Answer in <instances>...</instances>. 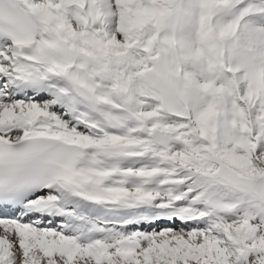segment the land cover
I'll return each instance as SVG.
<instances>
[{
	"label": "snow or ice",
	"instance_id": "obj_1",
	"mask_svg": "<svg viewBox=\"0 0 264 264\" xmlns=\"http://www.w3.org/2000/svg\"><path fill=\"white\" fill-rule=\"evenodd\" d=\"M0 264H264V0H0Z\"/></svg>",
	"mask_w": 264,
	"mask_h": 264
}]
</instances>
